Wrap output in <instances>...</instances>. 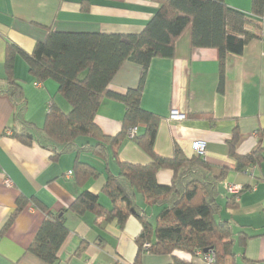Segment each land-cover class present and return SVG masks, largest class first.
<instances>
[{
    "label": "crops",
    "instance_id": "0c3cea01",
    "mask_svg": "<svg viewBox=\"0 0 264 264\" xmlns=\"http://www.w3.org/2000/svg\"><path fill=\"white\" fill-rule=\"evenodd\" d=\"M225 2L250 12L251 0ZM88 4V10L84 11L81 0H0V86L6 85V42L30 53L36 42L46 38L48 28L66 32L137 33L156 11L152 0H88ZM259 23L258 36L249 40L241 53L226 56L221 88L217 49L192 48L190 28H186L174 42L172 57L151 60L140 100L143 109L159 117L153 146L157 154L170 157L174 146L178 145L186 156H191L195 154L192 142L203 140L206 143L203 158L213 165L228 168L225 179L218 185V202L222 207L230 196L227 186H241L235 199L237 208L221 212V216L232 223L234 239L238 238L239 231L249 236L243 248L235 247L239 264H248L242 255L249 262L264 264V161L255 164L252 171H238L228 144L236 130L238 155L261 148L264 156V7ZM140 72L138 64L124 62L113 75L110 90L124 93L135 88ZM13 74L26 98L25 118L32 124L42 126L52 102L64 112L69 111L70 106L57 92L56 82H36L20 55L15 57ZM173 110L183 117L171 118ZM124 111L122 102L104 98L96 112L95 123L105 135L115 136L121 129ZM12 116L10 98L0 93V229L19 195L34 197L57 212L87 190L99 194L100 203L110 207L109 198L101 190L108 176L118 171L112 151L106 162L88 153L78 156L99 173L79 186L72 173L75 154L64 153L53 160L50 152L37 143L21 144L11 136ZM142 130L138 128L136 132ZM113 150L121 161L135 164L150 161L127 136ZM171 178L172 172L168 169H160L156 174L161 185L169 184ZM136 201L150 219L156 214L154 210L148 213L149 207L141 196L137 195ZM43 218L40 209L31 204L26 206L0 236V264H47L26 251ZM65 222L69 233L59 249L57 264H116L117 261L133 264L137 253L135 237L141 228L134 215L128 217L122 230L115 221L99 227L102 218L90 212L81 217L68 212ZM81 241L87 244L83 253L77 255L75 251ZM177 254L190 259L187 254ZM171 257L142 252L140 264H170ZM190 260L191 264H202L200 256Z\"/></svg>",
    "mask_w": 264,
    "mask_h": 264
},
{
    "label": "trees",
    "instance_id": "16d2710c",
    "mask_svg": "<svg viewBox=\"0 0 264 264\" xmlns=\"http://www.w3.org/2000/svg\"><path fill=\"white\" fill-rule=\"evenodd\" d=\"M152 3L156 11L137 33L66 32L48 28L46 38L36 42L30 53L6 42V85L0 86V93L7 95L13 105L11 136L25 146L37 143L50 152L53 160L64 153H74L72 173L79 186L99 175L94 167L78 159L81 153L106 162L112 151L118 166L117 174H110L101 190L110 200L109 208L100 203L99 194L87 190L57 212L34 197L16 198L0 236L28 204L40 209L44 218L26 251L47 264L59 261V249L69 233L65 222L68 212L78 217L90 212L102 218L99 227L115 221L120 230L128 217L134 215L141 228L135 237L137 253L133 264H140L142 252L169 254L170 264H191L193 256H200L202 264H206L203 255L210 250L214 252L210 264H239L235 247L243 248L249 236L239 231L234 239L231 221L221 216L223 209L231 212L237 208L235 196L228 193L223 207L218 202V185L225 179L228 168L213 165L197 154L186 156L178 145L170 157L157 154L153 146L159 117L143 109L140 100L151 60L172 57L176 38L188 27L192 48L217 49L221 88L226 56L241 53L243 46L259 34L264 0H251L249 13L228 5L225 0H152ZM81 4L87 11L88 0H81ZM16 55L23 57L36 82H56L57 92L70 106L69 111L64 112L52 102L42 126L26 120V98L13 74ZM126 61L141 67L138 85L124 93L114 92L109 83ZM104 98L118 100L125 108L121 129L115 136L105 135L95 123ZM132 127L143 130L129 137L128 130ZM126 136L148 155V163L118 159L113 148L121 145ZM237 138L234 130L228 142L236 170H246L264 161L261 148L238 155ZM160 169L172 172L169 184L157 182ZM137 195L148 207L156 208L154 222L138 205ZM146 243L149 248L144 249ZM86 244L81 241L75 253H83ZM178 252L189 255L190 259L179 256ZM242 259L255 264L244 255Z\"/></svg>",
    "mask_w": 264,
    "mask_h": 264
},
{
    "label": "built area",
    "instance_id": "2783aa9c",
    "mask_svg": "<svg viewBox=\"0 0 264 264\" xmlns=\"http://www.w3.org/2000/svg\"><path fill=\"white\" fill-rule=\"evenodd\" d=\"M171 118H182L183 115H178L176 110H173L172 113L170 114ZM136 132V127H132L129 128L128 130V136L131 137L135 134ZM192 149L195 152V154L199 155V156H204L205 155V149H206V143L203 140H196L194 142H192ZM254 167V165H251L248 169L244 170V172H249L252 171V168ZM71 173V172H69ZM6 184L9 183L8 180H5ZM242 190L241 186L239 185H230L227 186V192L234 195L235 198L237 197V195L239 194V192ZM144 249L149 248V244H144L143 245ZM203 261L206 264H210L214 261V252L213 251H208L203 255ZM116 264H128L126 262H122V261H117Z\"/></svg>",
    "mask_w": 264,
    "mask_h": 264
},
{
    "label": "rangeland",
    "instance_id": "374dc122",
    "mask_svg": "<svg viewBox=\"0 0 264 264\" xmlns=\"http://www.w3.org/2000/svg\"><path fill=\"white\" fill-rule=\"evenodd\" d=\"M220 199V198H219ZM154 210V213H156V208L154 207V209H152V207H149L148 212L149 214H151V211ZM152 217V216H151ZM154 219H155V215H153V217L151 218V221L154 222Z\"/></svg>",
    "mask_w": 264,
    "mask_h": 264
},
{
    "label": "water",
    "instance_id": "95a60500",
    "mask_svg": "<svg viewBox=\"0 0 264 264\" xmlns=\"http://www.w3.org/2000/svg\"><path fill=\"white\" fill-rule=\"evenodd\" d=\"M206 252V250H204Z\"/></svg>",
    "mask_w": 264,
    "mask_h": 264
}]
</instances>
